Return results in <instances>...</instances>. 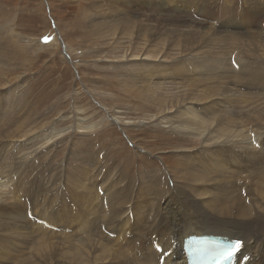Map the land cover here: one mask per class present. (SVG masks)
<instances>
[{
  "label": "rangeland",
  "instance_id": "rangeland-1",
  "mask_svg": "<svg viewBox=\"0 0 264 264\" xmlns=\"http://www.w3.org/2000/svg\"><path fill=\"white\" fill-rule=\"evenodd\" d=\"M166 1L171 3L169 7ZM254 1H258L256 10L259 12L252 13L249 24H240L242 13L251 9L250 0H226V3L223 0H0V128L4 126L0 136L14 134V128L22 123L27 125L31 120L26 126L30 132L21 136L23 131H20L12 140L0 143V155L4 156L0 159V188L8 195L2 193L4 199L0 198V264H14L19 257L17 245L28 246L19 250L23 252L22 257L31 255L36 240L47 238L50 233L69 239L62 245L91 235L98 238L99 244L111 247V240L107 243L104 238L106 235L129 247L128 256H139L145 242L139 225L146 221L150 224L154 219V224L166 228L175 219L194 220V214L201 212L199 207H205L196 194V200L191 198V190L216 191L215 174L225 171L223 176L230 180V185L236 179L241 196L249 194L245 181L250 172L237 165L227 151L225 158L216 156V152L226 146L205 145L199 132H188L178 125L180 115L198 113L201 116L206 110L210 111L208 102L200 103L196 99L190 102L186 98L179 103L182 100L175 91L182 89L181 85L185 87L188 82H194L198 88L192 90V87L191 91L204 87L218 93L222 84L211 76L221 66L236 68L237 73L227 74L228 79H232L227 88L229 92V88H236L233 91L246 98L249 95L244 103L236 105L239 118H243L244 105L257 102L256 97L264 102V73H257L251 79L244 76L239 67L245 58L237 55L239 51L228 57L224 50L214 52L210 42H204L200 48L201 43L185 44L180 40L184 50L182 57L176 58V50L168 48V37L154 44V35L164 31L166 26L149 19L162 17L163 12L159 10L164 4L168 13H174L169 17L184 15L190 24L240 38L259 32L264 39V31H261L264 24L255 21L264 16V0ZM107 9L110 11L101 13ZM99 13L102 16H97ZM111 15L117 20H126V25L120 24V39L118 34L117 37L109 35L114 29L107 30L101 23L110 20ZM204 16L209 18L204 19ZM129 17L142 25L141 40L135 36L136 25L128 28L126 18ZM212 21L220 27L212 25ZM160 43L163 44L161 54L152 59L142 61L141 57L130 55L153 54ZM259 57H254L252 63L255 62L253 68L260 70L264 69V63ZM203 77L207 78L206 82L199 81ZM169 98L172 102L178 99L177 106L170 112H162L161 107ZM217 101L226 103L223 99ZM212 109L218 113L222 110L216 106ZM246 127L254 129L250 125ZM259 131L250 130L247 136L250 146L264 155V129ZM193 134L196 139L192 138ZM210 148L213 152H209ZM233 151L240 153L239 158H247L245 148L237 147ZM213 153L214 159L208 157ZM17 155L26 157L27 161L14 165L12 161ZM108 162L119 165L120 174L117 175L114 165ZM246 164L250 170V163ZM177 165L187 168L186 178L185 170L178 169ZM190 168L195 174H202L203 179L194 182ZM154 169L163 172L164 188L158 190L157 195L154 192L142 196L138 193L140 189L152 182L155 191L157 189ZM108 176L110 181L104 184ZM206 176L212 177L213 182H205ZM104 186L110 194L102 188ZM177 186L182 187V192ZM92 189L102 192L96 206ZM113 194L118 202L109 206L106 197ZM189 200L196 205L187 202ZM164 201L170 202L167 210ZM97 205L103 214L93 213ZM118 208L123 211L118 213ZM15 211L24 212L25 217L20 219L17 214L18 222L12 221L7 216ZM106 218H113L111 228L106 227L110 220ZM7 221L16 225L14 230L19 227L24 233L10 231ZM80 225L83 226L78 227ZM189 225L196 223L190 221ZM27 259L34 257L27 256Z\"/></svg>",
  "mask_w": 264,
  "mask_h": 264
},
{
  "label": "bare ground",
  "instance_id": "bare-ground-1",
  "mask_svg": "<svg viewBox=\"0 0 264 264\" xmlns=\"http://www.w3.org/2000/svg\"><path fill=\"white\" fill-rule=\"evenodd\" d=\"M202 1L205 2V0H202ZM212 1H214V0H212ZM223 1L225 2L226 0H223ZM250 2L252 3V6L250 4L251 9H248L250 11L246 10V12L242 13L243 15L241 16V21L239 22L240 24H242V22L243 23L248 22V24H249L250 21L253 19L252 13L257 14V12H259L258 10H256V7H257L256 4H258L257 3L258 1L250 0ZM170 4L171 3L167 2V1L165 3V5L167 7H169ZM230 5L232 6L230 9L232 11H234L233 10L234 6L231 3H230ZM230 5H229V7H230ZM166 6H164V4H163L162 7H160V8H162L163 11L159 8L160 9L159 11L161 13L163 12V14L166 16V18H164L163 14L162 15L159 14L163 18L162 17H155V18L151 17V19H149L155 24L166 26L164 31L159 32L156 35H154V38H155L154 44L156 42L161 41L162 39L168 37V48L170 50H176L175 57L178 58V57H182V54H183L182 52L184 50L182 47L183 45L180 44V40H183L185 42V44L196 42V44L198 45L199 43H201L200 48L203 46L204 42H210L211 44H213V51L214 52L220 53V50H224L228 57L231 55V53L233 54L235 51L238 50L239 54L236 52L237 55H239V57L243 56L246 59V63H245V59H243L244 61H243L242 67L241 66L239 67V69H242L240 73H243L244 76L248 75V77L251 79L252 77L255 76V74L258 75L257 73H259V74L264 73L263 72L264 69L259 70V69L253 68V65L255 64V62L252 63V61L255 59L254 57H258V56H260L259 58H261L260 59V60H262L261 62L264 63V39H263V36L259 34V32H257V33L254 32V34L249 35V36H247L248 34H245L246 36L243 35V36H245L243 38L237 37L236 35H228L226 33L222 34V33H219V31H218V33H216L213 30L211 31L210 29H207L206 27L205 28L199 27V25L196 23L190 24V22H188L189 19H187V17L184 15L182 16V18L181 17L175 18V16L169 17L170 15H173L174 13L171 10L172 8L170 9L172 11V14L168 13V11H166L168 9L167 8L165 9ZM205 6L207 7V5H205ZM224 7H226V6H224ZM109 11H110V9L109 10L108 9L107 10H101V13L105 14L106 12H109ZM97 16L100 17V16H102V14L100 15V13H99V14H97ZM126 19L128 20V28L131 25H136L135 36L137 37L138 40H141L142 39L141 36H143L142 25L138 22L137 19H131V17L126 18ZM263 19H264V16L262 15L261 20H260V18L259 19L257 18V19H255V21L257 24L261 25V23L264 24V22H262ZM114 20H116V21L113 23ZM101 23L104 24V27H106L107 30H109L111 28L114 29L113 31L111 30L108 33L109 35H111L112 37H117V34H118V39H120L121 38L120 37L121 34L119 31L120 30V24L126 25V20H124V19L117 20V18H115L111 15L110 20H106L105 22H101ZM112 24H113V27H112ZM115 29H117V30H115ZM261 31H264V30H261ZM125 34L128 36V32H126ZM149 34L152 36L151 32H149ZM255 34H257V35L255 36ZM258 35L262 36V38ZM144 36H145V34H144ZM241 36H242V34H241ZM257 36L259 38H257ZM119 41L120 40H118L117 42H119ZM191 46H194V44H192ZM162 48H163V44L160 43V45L157 46V50L153 54L145 53V55H143V53L136 52V53L130 54V55L132 57H138L139 59L141 57L140 60H142V61L148 60V59H152V57L160 55ZM165 55L166 54H162V56H165ZM224 56H226V55L224 54ZM237 58L238 57L236 56V60H237ZM256 60L258 62V59H256ZM260 60H259V62H260ZM248 61H250V62H248ZM230 68H232V67L227 66V65L221 66V69L216 70L214 72V74L211 76L212 79H218V81L221 82V84H222L220 86V91L218 93L213 91L212 89L208 90L204 87L199 88V90L203 89L200 91H191L192 87H194V88H192V90H195L196 88H198V86L197 85L194 86V82L193 83L188 82L189 84H186L185 87H183L181 85L182 89H178L175 91L176 96L180 97L182 101H179L178 99H176L175 102H172V101H170L171 98H169V101H167L166 104L163 105L161 108H162V112H170L174 109L173 107L177 106L178 101H179V103H183L186 98L189 99L190 102H192L193 99H196V101L200 102V103H207L208 102V105L210 107L209 108L210 111L206 110V112H205L206 114L201 115V116L198 113H196V114L190 113V114L180 115L181 119H179V118L177 119V121L180 124L177 121L176 122L178 123L179 126H182L183 130H187L188 132L189 131L191 132L193 130L192 133L193 132H195V133L199 132L198 136L204 137L203 139H204L205 145H208L210 143L211 146H216V148L219 146H223V145H224V147L226 146L227 150L225 148H221L220 149L221 152L217 151L216 153H218V154H216V156L220 155V157L225 158L224 157L225 154L229 153L230 155H228V156L233 157V159L237 162V165L239 164L242 167V169H246V171L250 172L249 175L246 177V181L244 180L245 184H247L246 190L249 193L248 195L243 194L241 196L240 187L236 186V179L233 181V184L230 185V180H227V178L225 176H223L225 171L223 173H217L218 175L215 174V176L218 179L217 183H216L217 185L214 187V189H216V191H212V190L209 191L208 188L206 190H195V189L191 190L193 192V194L190 193L192 195L191 198L193 199L195 197V194H196L198 199L203 200V201H200V203L202 202V206L205 207V208L201 207L202 209L199 207V210L201 212H198L196 215L194 214V216H195L194 220H191V219L190 220H184L186 217L183 220L182 219L181 220L175 219V220H173L174 223H172V225L169 227H167L168 225H166V228H165V226H159V224H154V222H155L154 219H152V222L150 224H147V221H146L143 224L139 225V226H141L140 229H142L144 231V233L141 236H143V239H145L144 240L145 242L142 244L141 248L139 249V254H140V255L138 254L139 256H131V257L128 256V251L130 250L129 247L127 248V246L125 244L116 241L117 239H111V238L107 237L106 235L104 238H105V240H107V243H108V240H111L110 241L112 243L111 247L106 246V244L103 241H102V243L105 244V246L99 244L98 238L91 236V235H88L87 238L85 236L81 240L78 239L76 242L70 241L69 244L62 245L63 242H65L66 240H69V239L61 238V237L59 238V236H60L59 233L58 234L50 233L49 237L36 240L37 243L34 244V248L31 252V255L27 254V256L34 257L33 260H30L31 258L27 259L26 255L23 257L21 256V254L23 252H21L19 250L22 249V247H26V244H24L22 246L17 245V250H18L17 253L19 254V257L14 260L15 261L14 264H184L185 263L184 262L185 253L182 250L183 238L189 234L199 235L202 233H212V234L222 235V236L227 237V238L236 239L238 242L237 247L235 249V251H236V255H235L236 264H264V155H261L258 153L260 150L256 152V150L253 148V146H250V143L248 140L249 137L247 136L249 134L250 130H252V132H253V130L260 132L259 129H264V102L259 101L260 99H258L256 97L255 100L256 101L258 100L259 102L258 101L252 102V103L249 102L247 105L248 107L246 105H244L245 110H246L245 116L243 118H239L240 114H238V110H237L238 103H244V101H246L248 99L249 95L247 96V98L244 94L240 96L238 94L239 93L238 91H235V92L233 91L236 88L235 89L229 88L230 89V92H229L227 85L232 79H228L227 74L236 72V68H232V69H230ZM206 79H207L206 77H203L199 81H202V82L205 81L206 82ZM223 85H224V87H226V89L222 87ZM176 87H179V86H176ZM256 93H257V91H256ZM252 96H254V95H252ZM220 99L225 100L226 103H222L220 101H217ZM210 100H211V102H209ZM252 101H254V100H252ZM227 105H228V107H227L228 109L226 108ZM249 105H251V106L249 107ZM214 106H216L217 108H221L222 109L221 112L218 113L216 110H213L212 107H214ZM244 106H242V107H244ZM178 112H183V110H179ZM162 114H164V113H162ZM18 116H20V115H18ZM30 122H31V120H30ZM30 122L28 121L27 123L30 125ZM25 123H26V121H25ZM23 124L24 123H22L21 125L18 126L20 128H18V127L14 128V131H15L14 134L0 136V143L1 142L4 143L6 140H12L15 137V135H17L20 131L24 132V133L22 132L20 134L21 136L30 132V129L26 128V126H29V125L24 124V127H23L22 126ZM245 124L253 126L254 129L253 128L251 129V127H246ZM3 127L4 126H2L0 128V134L1 135H2L1 132H3ZM7 127H9V126H6V128ZM205 131H206V134L205 135L202 134V132L205 133ZM192 138L196 139V137H194V134H193ZM235 147L236 148L239 147L240 150H241V148H245L246 152H247L245 157H247V158H245V159L239 158L238 155L240 153L239 152H238L239 154L234 153V151H233L234 149H236ZM216 150L217 149H215V151ZM209 152H213L211 150V148L209 149ZM210 154L208 157H211L212 159H214L215 154L213 153V156H210ZM0 156H1L0 159H2L4 157L3 153ZM109 160L107 159V161H109ZM22 161L26 162L27 158L17 155L15 158V161H12V162L14 163V165L17 166V164L22 163ZM247 162L250 163V170L248 169L249 166H247V164H246ZM108 163L111 166L114 165L111 162H108ZM21 166H22V164H21ZM181 166L178 167V165H177L178 169H180ZM118 167H119V165H117V164L114 165V170H116L117 175L120 174L117 172L118 170H120L119 169L120 167L119 168ZM241 167H239V168H241ZM181 169L185 170L184 177L186 178V175H187L186 169L187 168L181 167ZM200 169H202V168H200ZM199 172H201V171H199ZM162 173H161L160 169H154L153 175H155V184L157 186L156 191L154 189L153 182L150 183L149 180H146L144 178H139L140 180L142 179L143 182L145 180L147 183H150V184L146 185V187L144 189L141 188L140 192H138V193H142V196L143 195L149 196L151 194H154V192H156L155 194L157 195V191L164 188V184L166 182V181H164V183H162V178H163ZM164 173H166V172H164ZM190 174L192 175L193 179H195V180H193L194 182H199V181H197L198 178H201V180L203 179L202 174H199V175L195 174L191 168H190ZM142 175H143V173L141 174V176ZM138 176H140V175H138ZM204 178L206 179L205 182L206 181H212L213 182L212 177L206 176ZM104 180H105L104 184H108L110 181L109 176ZM165 180H167V179H165ZM203 183H204V181H203ZM80 185H81V183H80ZM202 185L203 184H201L199 186H202ZM102 188H105V186ZM176 188H179V187L177 186ZM105 190H106V193L110 194L106 188H105ZM183 190L186 191L185 188H183ZM99 191H100V193L96 192L95 189L91 190V192H93V193L95 192L94 193V200L97 201V202H94V206H96V204H98V202H99L98 195L99 194H100V196L102 195L101 189ZM179 191L182 192V187L179 188ZM5 192L0 188V194H1L0 198L5 196V195H2V193L6 194ZM207 193H209L210 195H207ZM90 195H92V193ZM6 196H8V195L6 194ZM207 196H209V198ZM86 197H87V194L85 195L84 198H86ZM106 198H107V202H108L109 206H113L116 203L115 201H117L115 199L114 194L110 195V196L107 195ZM2 199H4V197ZM6 199H8V198H6ZM187 202L196 205V203H193L191 200H189ZM168 203H170V202H168ZM168 203H165V201H164V204H167L166 210L168 209V207H167ZM81 205L83 206L84 203L81 202ZM82 209H84V208H82ZM118 209L120 211V208H118ZM99 210H100L99 206L95 207V208H93V213L95 212L96 215H99L100 213L103 214V212H100ZM111 210L114 211V209H111ZM121 211H123V210H121ZM121 211L118 213H121ZM17 214L20 216L19 217L20 219L25 217L24 212L19 213V211L18 212L15 211L11 215L9 214L7 217L9 219H12V221L13 220L17 221V219H18ZM79 215H81V214H79ZM2 216L5 217L4 215H2ZM86 216L88 217L90 215L87 214ZM87 217H86V219H87ZM113 218H111V219L106 218L108 220L110 219L108 221V224H106L103 221V219H101L100 221L104 222L106 224L107 228H111L112 227L111 224L113 223ZM190 221L192 223H196L197 226L196 225H189ZM78 222H80V221H78ZM84 222H87V221H84ZM164 223H163V225H165ZM87 224H88V222H87ZM8 225H11V224L8 222ZM14 226H16V225H11L10 231H12L13 233H15V232L19 233L21 235V233L23 232V229H20L19 227L17 229V227H16V230H14V228H13ZM82 226L80 225L78 227H82ZM80 230H83V229H80ZM84 231H86V230H84ZM29 232H31V231H29ZM50 232H52V231L50 230ZM36 233H37V231H36ZM79 233H81V231H79ZM82 234H83V231H82ZM115 234H117V232ZM44 235H45V233H44ZM84 235H86V234H84ZM23 237H24V235H23ZM101 238H103V237H101ZM140 241H143V240H140ZM76 246H77V248H76ZM26 248H28V246ZM24 250H25V248H24ZM58 251H60V252L57 255L56 253ZM130 254H131V252H130ZM213 256L215 259H218L220 256V252L213 251Z\"/></svg>",
  "mask_w": 264,
  "mask_h": 264
}]
</instances>
